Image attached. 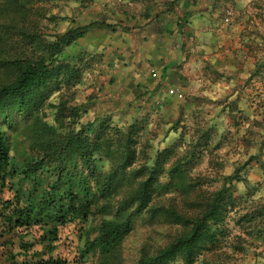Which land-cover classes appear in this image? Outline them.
I'll return each instance as SVG.
<instances>
[{
    "label": "rangeland",
    "instance_id": "1",
    "mask_svg": "<svg viewBox=\"0 0 264 264\" xmlns=\"http://www.w3.org/2000/svg\"><path fill=\"white\" fill-rule=\"evenodd\" d=\"M26 2L24 30L28 28L47 40L55 39L72 26L93 20L115 24L123 19L117 3L109 0ZM244 2L248 10L245 15L235 12L236 0H229V10L219 14L234 28L203 31L208 34L202 40H196V30L184 29L170 35L162 30L166 28L165 23L147 25L142 19L126 21L132 28L126 34L93 31L67 50L74 55L83 53L85 61L90 63L83 81L68 91L62 88L61 92L73 106L86 109L81 120L84 124L110 118L114 127L126 129L135 120L143 121L145 128L137 149H144L150 164L160 151L176 143L180 145L178 157L187 155L196 145V159L189 166V182L197 184L200 191L222 188L226 177L257 158L258 162H250L243 173L246 182H236L232 191L241 200L264 203V0ZM139 4L126 3L123 8L137 11L139 16L142 8ZM3 22L4 19L0 23ZM240 23L244 29H237ZM14 33V38L3 40L0 46L11 50L14 42L22 45L20 31ZM175 71L187 80L186 84L179 87L170 84V76ZM154 74L157 77H153ZM137 84L141 85L139 91ZM146 90L150 91L148 95L144 94ZM177 93L184 97L174 98ZM59 96L60 92L55 90L50 102L55 103ZM46 114V119L53 118L50 110ZM206 130L211 135L207 143L200 140ZM23 145L19 143V147ZM12 164L18 166L19 157L13 159ZM138 164H143V160ZM13 182V191L7 190L4 198L11 199L16 191L20 192L25 204L35 213L39 207L30 199L32 186H37V192L44 194L47 191L44 181L34 185L17 177ZM171 200L187 205L186 197L176 193L157 197L154 202L169 205ZM250 206H241L237 213L230 215L227 238L206 250L196 264L205 261L264 264V231L261 234L237 224L239 216L250 210ZM56 214L57 211L44 223L34 224L27 231L0 234V264H8L9 254L20 251L23 239L34 244V251H43L49 243L46 237L55 225ZM99 222L100 217L94 216L87 222L61 227L54 256L68 260L69 264H98L99 252L83 254L82 249L96 236ZM180 232V226L142 216L123 241L113 264H136L144 249L155 253Z\"/></svg>",
    "mask_w": 264,
    "mask_h": 264
},
{
    "label": "trees",
    "instance_id": "2",
    "mask_svg": "<svg viewBox=\"0 0 264 264\" xmlns=\"http://www.w3.org/2000/svg\"><path fill=\"white\" fill-rule=\"evenodd\" d=\"M135 2L145 5L141 6L139 16L137 11H128L123 8L126 5L120 4L123 19L119 23L93 20L47 40L28 28L24 30L26 0H0V22L4 19L0 23V44L14 38L15 31H20L18 35L26 40L22 45L14 42L11 50L0 46V234L27 231L57 211L43 251H34V244L23 239L20 251L7 257L8 264H69L68 260L54 256L60 228L87 222L94 216L100 217L96 236L83 247L82 253L99 252L98 264H113L137 220L146 215L180 226L181 232L155 253L144 249L136 264H196L206 250L227 238L228 218L246 205H251L250 210L239 216L237 224L261 234L264 231V203L241 200L232 191L236 182H246L243 173L250 162H258L257 158L226 177L222 188L200 191L197 184L189 182L196 145L187 155L178 157L180 145L176 143L160 151L150 164L144 149H137L145 128L143 121L135 120L126 129L114 127L110 118L84 124L81 120L86 109L73 106L62 94L64 88L68 91L81 84L90 65L83 53L74 55L67 50L90 33L126 34L132 28L125 22L132 19L161 25L164 13H154V0ZM184 28L185 25L174 30L159 29L173 35ZM170 77V84L178 87L187 82L176 71ZM140 88L137 84V91ZM55 90L60 96L51 103ZM180 95L177 93L174 98L182 99L184 96ZM47 110L53 113L51 120L46 119ZM209 139L211 135L206 130L200 140L207 143ZM19 143L24 145L19 147ZM18 157L20 164L14 167L12 160ZM140 160L143 164H138ZM17 177L34 185L40 180L45 182L44 194L32 186L30 199L39 207L35 213L20 192L16 191L11 199L4 198L7 190L13 191ZM170 193L185 196L187 207L176 200L169 205L154 202Z\"/></svg>",
    "mask_w": 264,
    "mask_h": 264
},
{
    "label": "crops",
    "instance_id": "3",
    "mask_svg": "<svg viewBox=\"0 0 264 264\" xmlns=\"http://www.w3.org/2000/svg\"><path fill=\"white\" fill-rule=\"evenodd\" d=\"M112 4H116L119 7L120 4L136 3L135 0H109ZM123 2V3H122ZM237 6L235 12L245 15L247 10L244 0H236ZM155 6L154 13H164L161 21L166 29L174 30L185 25L184 29L196 30V40H202L206 34L203 31L209 30H228L234 28L231 23L223 21V18L219 14L225 13V10H229V0H154ZM142 7L145 5L139 4ZM117 7V8H118ZM231 14V12H228ZM148 23V22H146ZM161 23V25H162ZM182 24V25H181ZM150 27V26H149ZM237 29H244L245 26H236ZM264 30V26H262ZM218 36V33L215 32ZM217 38L214 39L216 41ZM178 87L177 85H175Z\"/></svg>",
    "mask_w": 264,
    "mask_h": 264
},
{
    "label": "built area",
    "instance_id": "4",
    "mask_svg": "<svg viewBox=\"0 0 264 264\" xmlns=\"http://www.w3.org/2000/svg\"><path fill=\"white\" fill-rule=\"evenodd\" d=\"M172 93H174V91H171Z\"/></svg>",
    "mask_w": 264,
    "mask_h": 264
}]
</instances>
